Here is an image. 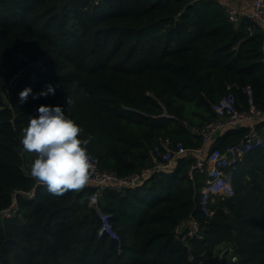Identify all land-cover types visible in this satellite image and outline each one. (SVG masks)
Listing matches in <instances>:
<instances>
[{"label":"trees","instance_id":"obj_1","mask_svg":"<svg viewBox=\"0 0 264 264\" xmlns=\"http://www.w3.org/2000/svg\"><path fill=\"white\" fill-rule=\"evenodd\" d=\"M193 1L0 0V210L14 195L17 205L12 219L0 218V264H202L222 248L233 264H264V146L237 166L234 196L210 203V216L200 207L206 175L190 178L195 160L186 155L136 189L105 190L100 204L119 242L98 236L93 187L52 196L30 176L34 156L21 155L22 130L41 105L62 107L81 138L92 137L101 169L119 177L148 167L147 150L162 138L202 147L182 122L202 127L230 90L245 108L250 86L264 110V33L229 23L213 0ZM19 54L42 60L48 74L23 104L28 86L16 88L9 108L3 90ZM48 84L61 87L33 99ZM246 132L223 130L213 146L224 150ZM189 218L200 238L183 241L175 229Z\"/></svg>","mask_w":264,"mask_h":264},{"label":"built area","instance_id":"obj_2","mask_svg":"<svg viewBox=\"0 0 264 264\" xmlns=\"http://www.w3.org/2000/svg\"><path fill=\"white\" fill-rule=\"evenodd\" d=\"M198 1L200 0H194L193 3ZM224 11L229 23L233 25L245 23L249 31H251L252 26L259 25L264 31V0H252L250 9L228 7ZM16 58L18 68L9 77L3 90V97L7 101L9 108L13 106V94L16 88L19 86L23 88L25 84L31 87L37 82L40 75L48 74V70L42 60H32L23 54H19ZM12 88V96H10V89ZM244 93L247 97V107L245 108L238 106V98L235 92L230 90L226 96L212 105V111L215 114L214 119L208 121L200 128L189 126L187 122H182L183 126L191 134L201 136L202 147L187 149L181 144L174 146L170 138H162L157 145L147 150L149 166L129 176L119 177L112 171L101 169L98 158L90 154L93 157L94 171L88 185L95 189L92 195L97 194V199L95 202H90V200L88 202L101 221L98 236L105 235L112 240L120 241L110 222L111 216L102 210L100 204V199L105 190L123 191L127 188L136 189L147 180L171 170L177 158L182 155L195 160L188 172L190 178H193L195 172L206 175L200 196V207L206 215L210 216L212 214L209 210L210 203L217 199L233 197L235 194L234 176L237 166L251 152L264 146V133L259 128V125L264 123V110L256 107L250 86L244 89ZM141 114L150 118L159 117L146 113ZM163 116L173 118L165 111ZM241 126H245L247 132L239 142L229 145L224 150L213 146L206 158H202L205 146L212 144L223 130ZM33 195L32 191L27 193L26 197L32 198ZM13 201L9 208L0 210V218L12 219L15 216L17 212L15 195ZM199 229L198 221L189 218L185 223L177 226L175 237L183 241L198 239L200 238ZM226 250L228 249L222 248L214 260L207 261L205 259L202 264H233L237 258L230 255L229 261L226 262Z\"/></svg>","mask_w":264,"mask_h":264},{"label":"clouds","instance_id":"obj_3","mask_svg":"<svg viewBox=\"0 0 264 264\" xmlns=\"http://www.w3.org/2000/svg\"><path fill=\"white\" fill-rule=\"evenodd\" d=\"M56 87L46 85V90L34 94L33 99L55 95ZM30 94V87L22 90L20 103H25ZM66 102L68 105L73 102L68 95ZM83 132L80 125L65 115L62 107L44 105L38 108V116L30 117L22 130L21 155L34 156L30 176L37 185L45 186L50 195L62 197L69 192L79 193L88 186L94 171L93 157L88 151L92 137L81 138ZM96 199L97 194L89 197L90 202Z\"/></svg>","mask_w":264,"mask_h":264},{"label":"crops","instance_id":"obj_4","mask_svg":"<svg viewBox=\"0 0 264 264\" xmlns=\"http://www.w3.org/2000/svg\"><path fill=\"white\" fill-rule=\"evenodd\" d=\"M213 1H215L224 10L226 8H228V7H238V8H244V9H250L251 8V2H252V0H213ZM242 24H245V23H242ZM240 25H235V26L239 27ZM245 29L247 30V32L249 34H252V33L256 32V31L264 33L263 29L259 25L252 26L251 31L248 30L247 26L245 27ZM259 128L262 129V131L264 133V123H261L259 125ZM213 144H214V142L212 144H209V145L205 146L204 152H203V155H202L203 159L206 158V156H207L208 152L210 151L211 147H213ZM228 258L229 257L227 256L226 262H227Z\"/></svg>","mask_w":264,"mask_h":264},{"label":"rangeland","instance_id":"obj_5","mask_svg":"<svg viewBox=\"0 0 264 264\" xmlns=\"http://www.w3.org/2000/svg\"><path fill=\"white\" fill-rule=\"evenodd\" d=\"M12 90H13V88L10 89V96H12ZM13 96H14V94H13ZM227 261H228V259H227ZM212 264H215V263H212Z\"/></svg>","mask_w":264,"mask_h":264}]
</instances>
